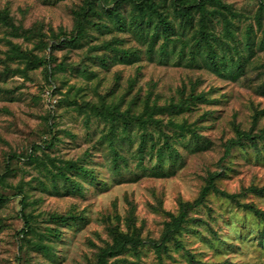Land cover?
Segmentation results:
<instances>
[{
  "label": "rangeland",
  "instance_id": "1",
  "mask_svg": "<svg viewBox=\"0 0 264 264\" xmlns=\"http://www.w3.org/2000/svg\"><path fill=\"white\" fill-rule=\"evenodd\" d=\"M113 1L106 0L107 4ZM222 1L238 15L232 18L231 30L247 73L237 81L197 68L190 62V44L182 58L178 55L184 47L181 42L170 44L167 55L157 51L148 55L145 45L138 44L130 31L92 29V37L77 47L53 49L59 35L74 33L73 12L87 7L88 0H0V10L7 12L14 25L0 22V195L6 200L0 205V264H24L23 258L19 259L20 247L27 244L22 232L28 230L22 216L24 205V214L33 216L31 223L41 232L47 226L56 227L50 223L51 215L82 218L71 226H59L60 238L44 239L53 245V256L31 252V264H98L101 251L114 241V230H137L143 243L137 251L128 250L106 264H264L263 221L213 190L202 204L190 209L189 216L198 221L187 223L192 229L178 236L184 248H177L175 241L167 243V250L156 247L170 221L169 213L179 215L181 202L196 201L212 175L219 174L214 179L217 188L264 210V194L251 191L264 188V140L258 148L251 142L232 147L225 156V145L237 138V129L253 134L264 130V91L259 87L264 84V32L255 21L261 4L260 0ZM92 2L99 6L103 1ZM216 33L224 34L218 22ZM183 34L190 42L191 33ZM114 37L125 38V48L143 50L139 59L114 60L108 67L98 64L95 56L103 51L94 46ZM249 38L251 53L246 49ZM227 41L234 45L232 38ZM23 53L44 60L53 56L55 71L45 65L27 67V58L19 57ZM60 64L63 67L57 68ZM85 69L94 75H84ZM194 84H198L197 92L208 93L211 101L197 102L173 119L177 123L186 120L192 128L195 125L200 138L191 133L179 135L168 124V115H158L179 152L160 175L155 153L148 151L139 163L140 141L133 128L130 140L121 148L128 167L121 162L117 176L111 153L100 139L108 125L71 105L76 101L99 103L106 98L107 103H121V110H126L137 98L133 109L140 112L148 96L151 103L167 106L179 101L183 90L189 94ZM57 101L58 107H53ZM163 141L159 139L160 144ZM31 152L36 162L27 160ZM87 155L96 176L90 180L75 177L82 193L61 178L57 179L59 190H54L43 165L56 172L54 164L60 167ZM10 156L15 158L9 164Z\"/></svg>",
  "mask_w": 264,
  "mask_h": 264
},
{
  "label": "trees",
  "instance_id": "2",
  "mask_svg": "<svg viewBox=\"0 0 264 264\" xmlns=\"http://www.w3.org/2000/svg\"><path fill=\"white\" fill-rule=\"evenodd\" d=\"M100 1H103L102 4L96 6L92 0H88L87 7H81L73 12L76 17L74 33L64 35V37L59 35L55 40L54 46H52L53 49L67 46L77 47L83 40L92 37L90 33L92 29L124 33L130 31L137 37L138 44L145 45V52L148 55H152L155 51L159 52L162 56L167 55L170 52V44L181 42L184 44V47H182L178 55L181 58L184 57L185 47L190 44V62L196 65L197 68L209 69L222 77L231 78L235 81L244 77L247 73L246 64L242 62V54H240L239 47L236 45L237 39L235 40L234 32L231 30L233 25L232 18H237L238 15L230 4L222 0H114L112 4H107L106 0ZM260 4L261 6L258 9L255 21L257 22V26L264 32V1L260 0ZM0 22L14 27L6 11L0 10ZM217 22L222 26L224 32L222 36L216 33ZM185 32L191 33L190 42L183 39V33ZM231 38L234 45L227 41V39ZM124 43L125 38L114 37L109 41L94 46L96 50L103 51L102 54L95 56L98 64L108 67L114 60L137 61L143 50L139 48H125L123 46ZM246 49L249 53L253 50L250 38L246 40ZM19 57L24 60H26V57L27 67L32 69L45 65L55 71V68L52 67L55 61L53 56L44 60L37 56H33L32 58L29 54L23 53ZM56 67L61 68L63 65L60 64ZM79 71L77 70L78 73ZM21 72L25 73V70H21ZM82 73L88 77L94 75V71L88 69L83 70ZM197 85H193L189 94H186L185 90H183L179 101H173L167 106H160L156 102L151 103L150 95L144 100V106L140 112H136L133 109L137 98L131 101V107H128L126 110H121V103H107L106 98H102L99 103L90 101L80 103L76 101L71 102V105H74V109L80 113L84 111L88 115H93L103 120L108 125V132L104 133L100 139L105 141L104 144H106L109 153H111V165L117 176L120 175L121 162L128 167V159L121 153V148L125 141L130 140L133 128L138 132L140 141L138 148L139 163H143L145 153L148 151L151 155L155 153L156 170L159 172L158 175H160L164 173L161 169L167 165H171L179 155V152L171 142L172 137L162 129L161 124L163 123V119L157 118V116L168 115L170 117L168 124L172 128L174 127V130L178 131L179 135L184 136L185 133H191L198 140L200 136L195 130V125L192 128L186 120L182 123H177L173 119L174 115H181L191 110V107L197 102L208 103L211 101L208 93L197 92ZM259 87L264 91V84H261ZM53 107H58V101ZM237 132V138L231 139L230 144L225 145V156L231 153L232 147H242L247 142H251L253 147L258 148L259 141L264 140L263 129L260 130L259 134H253L240 129H237ZM159 139L164 140L163 144H160ZM148 144H151L150 147H148ZM15 156L8 158L9 164ZM27 160L31 163L37 161L33 152L28 154ZM51 161V164H54V160ZM90 161L89 155L78 161H62L64 162L63 166L58 167L56 164L53 165V167L58 168L56 172L50 170L47 164L43 165V167L51 175L54 190H59L57 179L61 178L69 181L75 189H79L78 192L82 193L83 188L75 177H82L85 180L95 179V170L90 167ZM218 176L219 174L211 176L208 186L203 188L200 197L196 201L181 202L179 215L169 213L170 221L165 223L161 243L156 245L158 250H162V248L167 250V243L170 241H175L177 248H184L181 241L178 240V236L183 231L192 229L187 223L198 221L196 218L189 216L190 209L202 204L210 190L233 199L240 206L253 212L264 224V210L259 209L253 203H241L236 199L237 195L228 194L217 188L214 179ZM251 191L258 195L264 194V188H253ZM5 201L0 195V205ZM25 208L26 205L22 208V216L26 220L28 230H22V232L25 234L24 238L27 244H23L22 248L20 247L22 256H19L20 261L23 258L24 264H31V258L28 257L31 252L42 253L48 258L52 257L54 247L51 243H45L44 239L60 238L61 230L59 226H71L73 222L82 220V218L74 215L63 216L54 214L50 216V223L55 224L56 227L47 226L41 232L39 228L31 223L33 216L31 214H24ZM28 235H32L35 239L28 238ZM112 236L114 241L108 245V248L101 251L98 264H106L109 258L117 257L128 250L137 251L138 247L143 243L137 230L132 233L114 230ZM260 236L262 239L264 238V226L260 230Z\"/></svg>",
  "mask_w": 264,
  "mask_h": 264
}]
</instances>
